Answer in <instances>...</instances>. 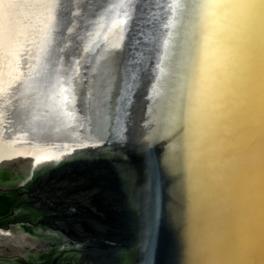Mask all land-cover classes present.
I'll use <instances>...</instances> for the list:
<instances>
[{"label":"bare ground","instance_id":"1","mask_svg":"<svg viewBox=\"0 0 264 264\" xmlns=\"http://www.w3.org/2000/svg\"><path fill=\"white\" fill-rule=\"evenodd\" d=\"M150 2L0 0V162L48 157L60 148L63 157L73 159L77 148L113 139L123 143L130 130L141 128L165 129L167 135L184 131L178 143L228 182L232 216L243 228L230 264H264V0H200L183 99L167 110L165 92L176 88H168L167 78L153 87L133 85L134 93L148 91L146 100L152 93L155 105L146 109L145 99L136 96L135 109L125 114L123 98L107 112L113 111L123 129L113 138L101 133L107 124L91 112L92 83L104 74L93 72L98 44L113 38L116 28L117 46L128 54L143 27L142 4ZM12 181L19 183L0 175V184ZM45 233L16 230L0 244V253L8 255V263L20 259L11 257L17 254L37 262Z\"/></svg>","mask_w":264,"mask_h":264},{"label":"water","instance_id":"2","mask_svg":"<svg viewBox=\"0 0 264 264\" xmlns=\"http://www.w3.org/2000/svg\"><path fill=\"white\" fill-rule=\"evenodd\" d=\"M170 2L142 4L143 27L131 40L128 54L117 46L120 30L115 36L116 28L111 40L106 38L104 43L103 37L97 45L99 59L93 72L98 75L104 70V74L92 83L96 93L91 112L100 124H107L101 133L114 138L123 130L117 126L119 120L111 117L113 111L107 114L123 98L125 114L135 109L137 97L145 99L148 91L134 93L133 85L153 87L167 78L168 88H181L166 90L167 110L183 99L200 0ZM141 12L142 8L139 18ZM105 81L108 84L100 87ZM154 101L151 93L143 107L154 106ZM183 132L130 130L123 143L113 139L102 146L77 148L78 157L73 159L63 157L62 148L23 162L2 159L0 175H11L25 188L45 186L53 212L48 218L53 220L52 235L45 233L47 243L35 251L45 262L25 259L15 264H49L46 260L52 264L67 260L73 264H230L243 228L232 216L228 182L218 175L219 169L203 167L198 155L190 156L185 144L178 143L185 139ZM55 217L61 219L59 224H54ZM0 259L6 263L10 258L0 253Z\"/></svg>","mask_w":264,"mask_h":264},{"label":"flooded vegetation","instance_id":"3","mask_svg":"<svg viewBox=\"0 0 264 264\" xmlns=\"http://www.w3.org/2000/svg\"><path fill=\"white\" fill-rule=\"evenodd\" d=\"M4 184V183H3ZM0 184V244L3 245L4 241L8 235L13 234L16 230H24L31 236H34V233L42 232L47 234V232L52 230L53 220L49 217H52L53 212L51 207H49L51 202V197H46L45 186L36 187V188H25L18 185L12 181L9 185ZM42 199H41V198ZM2 204V207H1ZM49 221V222H48ZM54 224H58L54 222ZM54 230V229H53ZM30 231V232H28ZM20 259H13L5 264H15L19 260H29L22 254ZM37 262L41 261L40 256H37Z\"/></svg>","mask_w":264,"mask_h":264},{"label":"rangeland","instance_id":"4","mask_svg":"<svg viewBox=\"0 0 264 264\" xmlns=\"http://www.w3.org/2000/svg\"><path fill=\"white\" fill-rule=\"evenodd\" d=\"M52 205H53V204H52ZM52 207H53V206H52ZM54 219H55L54 222H56V223H58V224H59V222L61 221V219H59V218H57V217H55ZM65 220L71 222V224H72V223L75 224V222L71 221V218H69V219L66 218ZM74 224H73V225H74ZM77 225H78V224H77ZM77 225H75L74 228H77ZM81 228H82V227H81ZM81 228H80V229H81ZM57 231H58V230L55 229V234L57 233ZM76 245L79 246L80 244H76ZM46 261H47L49 264H52V262H51L52 260H49L50 262H49L48 260H46ZM4 262H5V261H4ZM4 262H3V259H0V264H5ZM40 262H41V261H40ZM43 262H45V261H42L41 263H43ZM70 262H71L72 264L74 263L73 260H67L66 262H61V263H62V264H63V263H65V264H70ZM58 263H59V262H58ZM58 263H56V264H58ZM61 263H59V264H61Z\"/></svg>","mask_w":264,"mask_h":264}]
</instances>
